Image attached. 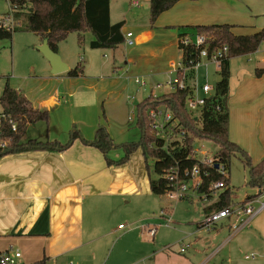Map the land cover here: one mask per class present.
<instances>
[{
	"label": "crops",
	"instance_id": "obj_1",
	"mask_svg": "<svg viewBox=\"0 0 264 264\" xmlns=\"http://www.w3.org/2000/svg\"><path fill=\"white\" fill-rule=\"evenodd\" d=\"M111 14L110 6L111 23L124 22L121 32L123 35L132 32L135 44L97 50L89 48L91 35L82 45L77 35L70 47L82 49L85 60L74 66L63 45L69 34L55 51L67 65L66 73L52 75L48 61L40 59V76L33 69L30 72L34 88L21 93L34 109L46 111L48 120L29 125L25 134L30 129L28 140L65 144L71 133L77 131L84 140L92 141L104 123L100 115L107 123L108 114L115 117L123 112L122 93L130 101V80L138 77L153 84L156 79L166 77L170 65L181 56L177 47L179 37L194 39L198 33H211L198 27L229 25L236 36L253 35L264 29V0L180 1L153 24L148 20L149 25L136 27V32L128 30L124 20L113 22ZM36 38L38 50L44 39L37 35ZM245 57V61L229 60L228 138L255 166L264 157V75L259 78L254 75L255 70L264 69V42L255 53ZM78 64L82 74L68 76ZM214 72L219 75L215 67ZM122 73L126 74L127 83L117 81ZM117 85L118 90H110ZM146 92L139 103L149 97V91ZM102 102L108 109L101 113ZM105 123L103 128L113 138L111 127ZM112 154L114 159L118 158ZM125 165L108 167L98 150L85 146L79 139L61 152L34 149L1 158L0 252L9 246L18 247L22 264H104L99 252L103 239L114 231L107 226L109 199L116 194L136 198L152 195L148 181V187H136ZM248 197L251 196L245 199ZM217 199L210 200L205 217L217 210ZM201 223L187 245L180 240L187 249L191 247L189 258L166 264H264V212L235 234L230 232L227 221L214 231L203 229Z\"/></svg>",
	"mask_w": 264,
	"mask_h": 264
},
{
	"label": "trees",
	"instance_id": "obj_2",
	"mask_svg": "<svg viewBox=\"0 0 264 264\" xmlns=\"http://www.w3.org/2000/svg\"><path fill=\"white\" fill-rule=\"evenodd\" d=\"M7 1L14 11V17L19 26L12 33L0 32V41L11 40L13 33L25 31L47 39L53 51H56L57 45L65 41L71 33H77L80 45L84 42L83 34L89 33L92 36V40L89 42L91 49L113 50L123 44L121 29L124 22L111 23L110 0ZM180 1L197 0H148L150 24H153L162 13ZM197 29L211 32L213 36L211 49L221 46L228 47L227 59L223 62L219 72L221 78L214 86L213 96L207 100L202 109L200 125H197L195 117L189 115L185 110L184 100L188 92L176 91L155 99L150 96L136 106V125L141 130V137L138 143L122 145L124 156L120 160H112L107 157L108 152L116 146L103 127L96 130L92 141L84 140L77 131H74L70 135V140L65 144L58 142L42 144L33 140L24 142L23 138L27 127L39 122H46L48 114L46 111L34 109L21 92L11 88L8 82H5L0 96V105L16 123V132L11 131L8 123L1 125L0 139L8 143L5 149H0V159L7 155L34 149L65 151L72 146L76 139H79L85 146H91L98 150L108 167H119L125 165L129 156L140 149L145 162L150 191L152 195L160 196L170 189L169 183L161 176L174 167L181 170L193 167L195 165L192 155L193 146L197 141L208 140L218 147L214 154L215 163L224 165L228 173L231 158L240 154L244 158V163L249 167V185L252 188L263 187L264 157L257 165L252 166L247 155L236 144L229 141L227 99L229 60L255 53L264 42V29L247 36L232 34L229 25H214ZM182 54L185 61H196L198 49L188 46L182 50ZM67 74L70 77L80 76L82 74L80 64ZM254 75L257 78L261 77L264 75V69L255 70ZM159 106H164L172 111L174 117L183 127L185 138L182 146L173 143L169 146V150L161 149L162 141L154 138L151 134L146 112L148 109ZM148 157L154 160L152 171L158 176L155 180L151 179L149 175ZM205 170L208 172V177L204 179L200 192H208L210 183L223 180L214 167H207ZM223 181L227 185V189L218 196L215 204L217 210L223 209L231 203V191L228 188L229 176Z\"/></svg>",
	"mask_w": 264,
	"mask_h": 264
},
{
	"label": "rangeland",
	"instance_id": "obj_3",
	"mask_svg": "<svg viewBox=\"0 0 264 264\" xmlns=\"http://www.w3.org/2000/svg\"><path fill=\"white\" fill-rule=\"evenodd\" d=\"M131 1H137L139 7L132 8L130 6ZM147 3L148 0H110L112 21L124 20L127 29L136 32V27L149 25ZM9 11L10 7L7 0H0V17L6 15ZM83 36L87 40L90 34L84 33ZM76 37L77 33H71L69 40H66L63 44L65 46V54H67V57L69 56L74 66L79 63L80 58L85 60L82 49L70 47V43L72 44ZM36 41L35 34L25 31L13 33L11 40L0 41V96L5 82H8L11 88L22 93L24 91L30 92V87L34 88L35 80L30 78V72L33 69L35 74L40 76L42 72L40 59H43L42 54L37 50V45H35ZM235 59L245 61L246 57H236ZM204 74L206 72L203 68L197 71V82L199 84L204 82ZM208 74V84L214 87L221 76L214 72L213 66L208 68ZM119 75L120 77L117 78V81L127 83L126 74L122 73ZM168 79L169 75L166 77L162 76L156 79L153 84H165ZM118 89L119 85L110 88L111 91ZM165 93H168V89L163 87L156 90L154 95L160 96ZM122 94L123 97L120 100V104L123 112L121 110L115 117L108 114L107 123H105L104 117L100 115L102 121L111 127L113 138L107 133L113 139V144L116 147L108 152L107 157L112 160H120L124 156L122 145L138 143L141 137V130L136 125L137 115L135 108L139 104L141 96L147 95V92L139 90L133 80H130L128 82V98L132 99L128 101L126 100V93ZM107 109L108 105H103L102 102L99 106L101 113L102 110ZM129 116L135 119L133 124L128 122ZM104 123H101L102 125L100 126L104 127ZM29 138L30 129L27 131L23 141H27ZM201 147L208 151L209 155H214L218 149L215 144L208 140L197 141L194 145L195 149ZM112 152L117 155V159H114ZM153 163L154 160L148 157L149 175L151 179L155 180L158 176L152 171ZM124 168H127L138 189H142L143 186L148 187L145 162L140 149L129 156ZM228 176V187H230L231 191L232 204L240 203L245 197L253 196L256 193V189L249 185V167L244 163L242 155L236 154L231 158ZM146 197L148 198L116 194L109 199L111 203L107 226L108 230L111 231L113 229L114 231L110 233L108 238L103 239V248L99 252V258L104 264L108 260H110L109 264H148L149 262L166 264L167 262L178 263L182 259L189 258L191 247L185 248V253L180 254L179 245L176 243L183 239L186 241L184 242L185 245H187L192 232L197 231L198 227H200L199 223L204 221V212L208 209L210 201H201L192 192H189L187 198L177 201L169 200L165 195H147ZM162 212L166 213L164 218L161 217ZM165 220L172 221L169 228H166ZM118 225H121L124 229H118ZM150 229H155L153 236L149 234ZM146 255L148 256L146 257Z\"/></svg>",
	"mask_w": 264,
	"mask_h": 264
},
{
	"label": "built area",
	"instance_id": "obj_4",
	"mask_svg": "<svg viewBox=\"0 0 264 264\" xmlns=\"http://www.w3.org/2000/svg\"><path fill=\"white\" fill-rule=\"evenodd\" d=\"M130 6L138 8L139 3L131 1ZM9 7L10 11L0 17V32L12 33L19 26L18 21L14 17L13 9L10 5ZM211 41H213L211 33H198L194 39L188 36L179 37L177 47L181 52V56L178 61L170 65L167 82L165 84H152L142 78L136 77L133 79L134 84L143 91H149V97L151 96L154 99L159 97L154 95V92L163 87L168 89V93L187 91L188 94L184 100L185 110L189 115L194 116L195 122L197 125H200L202 109L207 100L214 94V87L209 85L207 81V68L213 65L220 72L223 62L228 56L227 46L211 49ZM123 44L126 47H131L135 44L132 32H127L123 35ZM188 46L198 49L196 61L188 60L187 62L183 58L182 50ZM79 61L81 63L83 59L80 58ZM200 68L205 69L206 72L202 84L197 82V71ZM131 99L129 98V100ZM146 116L149 121L151 134L154 138L162 141L161 149L169 150V146L173 143H178L180 146L184 144L185 131L174 117L172 111L164 106H159L148 109ZM134 121L135 119H132L130 116L128 117L129 123H133ZM4 123H8L11 131L16 132V123L13 122L11 115L6 113L0 105V127ZM7 143V141L0 139V149H5ZM192 155L195 160L193 167L182 170L174 167L161 176L170 185V189L163 194L169 200L177 201L185 197L187 198L189 192H192L198 196L199 200L207 202L214 197L218 198L219 194L227 189V185L223 181L228 176L227 169L224 165L215 163L214 155H209L208 151H205L202 147L195 149L194 146ZM215 165L218 167L215 168ZM207 167H214L223 180L210 183L208 192H200L204 179L208 177V172L205 170ZM255 189L256 193L244 201L237 204L230 203L227 207L210 213L201 223V227L207 231H214L220 227L223 221H227L228 228L232 234L247 227L255 217L264 212V186ZM161 214V217L164 218L165 213L162 212ZM171 224V220H165L166 227H169ZM118 229L122 230L124 227L120 225ZM149 234L153 236L155 229H150ZM181 242H179L180 253H184L187 246H184ZM21 259V251L13 246H9L5 251L0 252V264H22ZM67 264L80 263L68 262Z\"/></svg>",
	"mask_w": 264,
	"mask_h": 264
},
{
	"label": "water",
	"instance_id": "obj_5",
	"mask_svg": "<svg viewBox=\"0 0 264 264\" xmlns=\"http://www.w3.org/2000/svg\"><path fill=\"white\" fill-rule=\"evenodd\" d=\"M38 51L50 64L52 75H59L68 71L67 65L61 60L60 56L50 48L47 39L43 40V43L38 48ZM217 167L218 166L215 165V168Z\"/></svg>",
	"mask_w": 264,
	"mask_h": 264
}]
</instances>
